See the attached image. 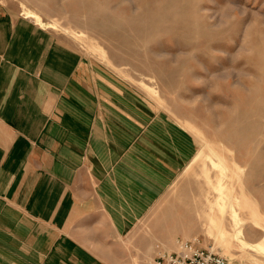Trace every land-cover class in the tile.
<instances>
[{
	"label": "rangeland",
	"instance_id": "1",
	"mask_svg": "<svg viewBox=\"0 0 264 264\" xmlns=\"http://www.w3.org/2000/svg\"><path fill=\"white\" fill-rule=\"evenodd\" d=\"M193 1L180 13L178 0H15L16 18L83 58L104 109L125 108L135 121L180 134L187 157L150 209L117 234L115 264H145L158 246L172 251L195 238L232 264H264V0H199L207 22L234 17L215 28L216 46L191 26Z\"/></svg>",
	"mask_w": 264,
	"mask_h": 264
},
{
	"label": "crops",
	"instance_id": "2",
	"mask_svg": "<svg viewBox=\"0 0 264 264\" xmlns=\"http://www.w3.org/2000/svg\"><path fill=\"white\" fill-rule=\"evenodd\" d=\"M46 31L0 0V264H115L111 243L187 156L177 130L104 109L83 58Z\"/></svg>",
	"mask_w": 264,
	"mask_h": 264
},
{
	"label": "bare ground",
	"instance_id": "3",
	"mask_svg": "<svg viewBox=\"0 0 264 264\" xmlns=\"http://www.w3.org/2000/svg\"><path fill=\"white\" fill-rule=\"evenodd\" d=\"M188 2H189V0H178V2H177V4L179 5V8H178V10H179V12L180 13H188V12H191V11H188V10H186L187 9V4H188ZM190 4V3H189ZM188 4V5H189ZM158 7V6H157ZM190 7V6H189ZM234 7V6H233ZM192 12H194V16H195V20L192 22L193 24L191 25V26H193V28H199L200 29V32L199 33H197V35H199V36H203V35H206V34H209V35H207L206 37L207 38H211V40H213V45L214 46H216V45H218L219 44V42L216 40V37L219 35L217 32H220V31H222V30H215V28H220L221 29V27H222V25H225V24H227L228 22H230L232 19H234V17H229L228 15V17L229 18H226V19H223V20H220V18L218 19H216V20H214V21H211V22H207V20L208 19H203V16H202V14H201V10L203 9V7L201 6V4L199 3V0L197 1V0H194L193 1V5H192ZM191 8H189V9H191ZM79 9V8H78ZM156 10V9H155ZM211 10V9H210ZM228 12H230V11H228ZM232 12V11H231ZM27 14L28 15H30V16H35L36 17V19H37V21L38 22H40L41 24H44V21L41 19V16L37 13V12H34V11H32V10H27ZM190 14V13H189ZM193 14V13H192ZM225 14V13H224ZM184 16H185V14H183ZM193 16V15H192ZM192 16L190 17L189 16V18H192ZM233 16H234V14H233ZM187 18V17H186ZM211 18V17H210ZM177 20V19H176ZM191 20V19H190ZM220 20V22L219 23H217V21H219ZM236 20H238L239 21V19L238 18H236ZM177 21H179V20H177ZM189 20H187V22H188ZM181 22H183V21H181ZM181 22H179V23H181ZM186 22V23H187ZM190 22V21H189ZM55 24V23H54ZM182 25H183V23H181ZM185 24V23H184ZM188 24V23H187ZM186 24V25H187ZM191 24V23H190ZM190 24H188V25H190ZM185 26V25H184ZM183 29V28H182ZM223 30H227V29H223ZM183 31V30H182ZM193 31V30H192ZM196 31V30H195ZM217 31V32H216ZM198 32V31H197ZM192 35H194L193 33H192ZM141 68V67H140ZM190 179L192 178V177H189ZM184 179V178H183ZM180 180V179H179ZM178 180V181H179ZM189 180V179H188ZM194 180V179H193ZM185 181H187V180H185ZM192 182V181H191ZM187 184H188V182H187ZM186 184V185H187ZM190 184V183H189ZM194 184V183H193ZM183 185V184H182ZM191 185V184H190ZM184 186V185H183ZM192 186V185H191ZM193 186H195V185H193ZM181 188V186L179 187V189ZM175 190V189H174ZM196 193V192H195ZM195 195V194H194ZM193 196V195H192ZM200 196V195H199ZM197 197V196H196ZM201 198V197H200ZM199 198V199H200ZM203 201V200H202ZM198 202V201H197ZM200 202V201H199ZM198 202V203H199ZM209 203H210V205L209 206H211L214 210H215V206H214V202H213V197H212V199H209ZM174 204V203H173ZM184 204V203H183ZM182 204V205H183ZM200 205H197L196 207H195V209L194 210H198V211H200V207H201V203H199ZM185 205V204H184ZM186 206V205H185ZM223 208H226V206H225V204L223 203ZM203 207V206H202ZM211 207H210V209L209 210H211V211H209L208 213H205V215L206 216H209L211 213H212V209H211ZM189 209V208H188ZM197 211V212H198ZM196 212V211H195ZM183 213V212H182ZM179 214V213H178ZM184 214H186V213H184ZM179 216V215H178ZM175 217V216H174ZM173 217V218H174ZM190 218V217H189ZM191 218H193V217H191ZM176 219V218H175ZM174 219V220H175ZM232 219L236 222V224H237V230L235 231V235L237 236V237H243V234H242V231H241V229H240V227H241V225H242V220H241V217H240V215H239V211L238 210H233V212H232ZM178 222H180V221H178ZM220 233L223 235V236H225V233L222 231V230H220Z\"/></svg>",
	"mask_w": 264,
	"mask_h": 264
},
{
	"label": "built area",
	"instance_id": "4",
	"mask_svg": "<svg viewBox=\"0 0 264 264\" xmlns=\"http://www.w3.org/2000/svg\"><path fill=\"white\" fill-rule=\"evenodd\" d=\"M147 261V264H232L225 256L200 244L198 238L178 240L177 247L172 251L161 250Z\"/></svg>",
	"mask_w": 264,
	"mask_h": 264
},
{
	"label": "clouds",
	"instance_id": "5",
	"mask_svg": "<svg viewBox=\"0 0 264 264\" xmlns=\"http://www.w3.org/2000/svg\"><path fill=\"white\" fill-rule=\"evenodd\" d=\"M227 76H228V73H226V75H225V76H223V77H222V76H220V78H221V79H226V78H227Z\"/></svg>",
	"mask_w": 264,
	"mask_h": 264
}]
</instances>
